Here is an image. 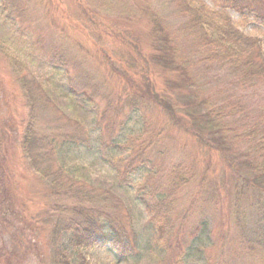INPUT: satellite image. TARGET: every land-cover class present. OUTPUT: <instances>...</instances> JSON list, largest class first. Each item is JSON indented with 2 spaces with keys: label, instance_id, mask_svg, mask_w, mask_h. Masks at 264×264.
<instances>
[{
  "label": "rangeland",
  "instance_id": "obj_1",
  "mask_svg": "<svg viewBox=\"0 0 264 264\" xmlns=\"http://www.w3.org/2000/svg\"><path fill=\"white\" fill-rule=\"evenodd\" d=\"M202 1L214 5L213 0ZM228 14L244 35L259 38L264 53V28L239 25V14ZM186 24L176 0H0V264H48L50 235L54 227L60 229L73 217L65 210L72 209L67 200L78 190L93 193L98 201L105 197L108 213L121 221L137 247L119 261L107 249H78L69 243L73 235L62 234L57 245L73 261L79 253L85 264H170L174 252L163 250L170 232H158V223L145 211L138 185L148 169H144V156L138 160L135 154L145 152L150 137L159 136L151 156V168L161 170L155 186H164L165 172L186 159L184 164L198 161L199 176L210 166L208 176L219 179L216 155L200 154L191 134L176 124L179 116L187 120L183 110L201 112L200 103L198 109L185 106L189 92L178 88V75L152 60L159 55L156 37L162 40V49H175V58L199 57L201 45ZM206 67H195L192 73L201 91L206 87L210 95L220 91L224 100L235 93L232 98H237L238 92L259 90L249 85L238 90V80L228 68ZM143 74L155 85V93L180 106L173 111L151 100L149 109L130 113L121 126L119 109L135 83L144 82ZM92 93L112 101L96 103L99 95L95 102L89 101ZM104 102L113 106L105 115ZM77 126L88 135L85 146L61 138ZM51 139L50 150L46 145ZM36 140L42 145L28 153L25 144L34 145ZM226 180L229 193L233 179ZM71 183L72 190L67 186ZM198 195L197 184L177 192L180 213L190 209V219L202 214L212 220L209 240L204 238L195 247L186 264H264V253L260 256L261 251L254 252L240 240L226 208L201 207L196 204ZM195 227L198 231L200 226L197 223L192 230ZM178 229L184 237L189 233L187 226ZM254 233L264 237V231ZM179 238H173V243Z\"/></svg>",
  "mask_w": 264,
  "mask_h": 264
},
{
  "label": "trees",
  "instance_id": "obj_2",
  "mask_svg": "<svg viewBox=\"0 0 264 264\" xmlns=\"http://www.w3.org/2000/svg\"><path fill=\"white\" fill-rule=\"evenodd\" d=\"M176 1L181 16L187 19L186 27L190 31L193 29L201 45V53L199 57L192 55L189 58H175V49L170 48V51L162 49L159 47L162 40L156 37L155 52L159 55L152 60L159 61L161 66L166 65L162 69L167 68V71H175L174 73L178 75L181 81L177 83L178 88L189 92L186 99L190 101H188L189 104L184 103L185 106L198 109L197 102L200 103L201 112L200 109L195 108L183 110L188 113L187 120L179 116L176 118V124H182V129L191 134L190 136L199 146L200 154L203 152L207 155L211 152L216 155L218 161L214 167H217L219 179L208 176L210 166L199 176L198 161L195 163L191 159V164H184L188 161L186 159L185 162H178L175 167H170L171 169L165 172L164 177L167 182L164 186H155L154 182L160 177L161 170L151 168L153 166L151 156L159 141V136L153 135L146 142L145 152L139 151L134 156L135 159H143L144 156L145 166L142 164V168L144 166V169H148L144 181L138 185V189L144 194L141 200L145 205V211L154 220L151 219V221L158 223V232L161 229L163 233L170 232V235L166 236L167 240L163 247L165 251L171 249L174 252L170 264L190 263L195 247L203 242L204 238L209 240L211 236L212 220L208 215L201 214L202 217L199 219L198 217L190 219L193 216L190 209L188 213H180L177 209V192L196 184L199 195L197 201L195 197H192L194 202L196 201V204L201 207L212 206L216 211H219L221 206L226 208L230 219L234 221V229L236 234L238 232L240 240L243 243H249L254 252L261 251L260 256H262L264 237H257L254 231H264V53L260 40L239 31L238 26L232 24L228 12L239 14V25L246 26L248 23H253L264 28V0H213V7L202 0ZM201 66L228 68L229 73L238 80V90H243L242 87L247 85L251 87L250 89L259 88V90H251L247 94L238 92L237 98H232L235 93L222 100L220 91L213 96L208 94L206 87L202 91L199 88L200 84L195 80L192 70ZM142 76L145 77L144 82L135 83L133 91L125 97L124 106L119 109L122 117L119 120L121 126L126 124L125 120L129 118L130 113L135 115L140 113V109H149L151 100L158 102L161 108L173 111L178 104L180 106L177 101L175 102L178 104H171L163 95L155 93L153 88L155 85L151 86V80L147 78V75ZM97 95L99 94L92 93L88 100L95 102ZM255 98L258 99L257 104L252 102ZM140 99H146V101L138 105L135 101ZM99 101L109 103L112 100L109 96H101L96 103ZM108 103H105L107 106L103 110L104 115L113 107ZM104 130L105 128H102V133ZM60 135L66 142L75 145L82 143L80 145L85 146L83 143H87L88 140L86 131L78 126L74 133ZM185 135L189 137L188 134L185 133ZM36 142L34 145L30 144L31 146L25 144L24 148L28 153L42 145V141L36 140ZM53 142L51 139L46 148L51 150ZM136 142L137 140L133 143ZM131 147H133L132 143ZM36 153L42 152L35 151ZM158 170L160 173L157 172ZM228 177L232 178L233 182L228 188L229 193H226ZM67 186L70 190L75 187L73 183ZM153 186L155 189H152ZM223 193L225 197H222ZM95 196L91 192L88 194L81 190L69 196L68 205L72 204L73 207L65 211L71 212L70 215L73 217L67 223L63 222L60 229L54 227L50 235L52 250L47 258L48 264H85L81 254L78 253V259L73 261L66 249L58 247L57 242L62 234L69 237L73 235L74 239L70 237L69 243L78 249L85 246L88 247H85L86 249H107L119 261L126 259L127 255L132 254L133 251L135 253L136 240L134 242L127 234L114 213H108L107 199L97 196L98 201ZM245 200L249 201V205L244 204ZM189 201L191 202L190 199ZM174 211L178 213V216L171 217ZM197 223L200 226L199 230L194 231L196 227L192 230ZM182 226L189 227V233L185 234V237L179 233L178 227ZM175 229H178L177 232ZM196 233L197 236H195ZM179 236V241L175 242L179 246L177 249L173 238ZM261 261L264 262V260Z\"/></svg>",
  "mask_w": 264,
  "mask_h": 264
}]
</instances>
